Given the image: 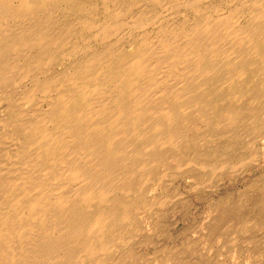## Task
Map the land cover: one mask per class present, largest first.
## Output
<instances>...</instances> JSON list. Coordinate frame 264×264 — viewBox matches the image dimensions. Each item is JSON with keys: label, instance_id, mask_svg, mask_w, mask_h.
<instances>
[{"label": "bare ground", "instance_id": "bare-ground-1", "mask_svg": "<svg viewBox=\"0 0 264 264\" xmlns=\"http://www.w3.org/2000/svg\"><path fill=\"white\" fill-rule=\"evenodd\" d=\"M261 142L264 0H0V264H130L157 189ZM231 195L208 242L244 214L264 226V194ZM195 246L171 259L211 264Z\"/></svg>", "mask_w": 264, "mask_h": 264}, {"label": "rangeland", "instance_id": "rangeland-1", "mask_svg": "<svg viewBox=\"0 0 264 264\" xmlns=\"http://www.w3.org/2000/svg\"><path fill=\"white\" fill-rule=\"evenodd\" d=\"M219 141H225V139H221ZM261 143L262 144L259 143L257 146V149L260 152V155H257L259 158L258 162L251 161V163L249 161L250 159L247 160V155H251V150L241 148L237 152L239 153L237 155V162L240 160V163H243H238L235 172L228 173L226 171H220L214 175L210 173L205 178L203 177L198 179L189 177V180H184L185 176L177 177L174 179L175 183L172 182V179H169L166 181L162 189H157V193L162 198L169 195L168 201L162 207H155L151 213H138V218L139 220L141 219L140 223L142 225V229L144 230L134 235V240L132 239L128 243L129 245H126L127 247L124 246L127 250L131 249L136 256L135 260H133L130 264H183L180 261H174L171 259L172 256V258H174V255L177 254L175 253V246H181L182 242L190 243L191 245L193 244V246L197 244V246H195V255L209 260L211 264H264V226L259 217L251 219L250 216L244 214L242 221L240 223H236L235 226L232 225V223L227 224L224 227L221 236H219L220 238L217 237L211 242H208L204 237L207 233V228L205 227L212 222L215 216L213 215L215 213L208 205L210 200H218L220 197L225 196L228 193L232 194V200L234 201H236L240 193L244 192L248 194L250 199H254L258 195L264 194V191L260 190V188H263L262 190H264V144L263 142ZM182 151H187V148H182ZM241 151H243V153H241ZM245 160H247L248 165H246L247 163ZM172 164L175 165V162ZM185 170L186 168L183 167V172H185ZM224 172H226V174ZM186 175H189V172ZM191 175H194L193 171L191 172ZM218 175L220 177H218ZM254 183L257 184L255 185ZM258 187L260 188L258 189ZM249 188L252 189V191ZM245 189L250 191L246 192ZM152 192L155 193L154 191ZM178 194H182L183 199L186 200V205H188L187 208L184 209L181 205H178V202L180 201V199H178L180 197H178ZM173 199L175 200L173 201ZM243 204L249 205V203L245 200L243 201ZM207 216L209 217L208 220L204 221V219H207ZM149 218L154 219V223H152L153 221ZM158 225L161 226V229ZM197 226H203L202 228L205 234L202 232V228ZM189 227L190 229L185 232L184 229ZM196 228L201 231H198ZM149 230L151 231L149 232ZM253 236L256 237V241L251 239ZM184 245L186 246L187 244ZM256 248H258L259 251H257ZM195 260L196 258L192 257L190 263Z\"/></svg>", "mask_w": 264, "mask_h": 264}]
</instances>
